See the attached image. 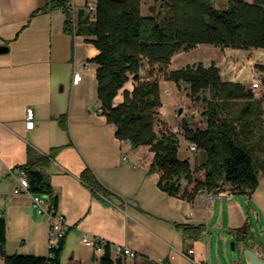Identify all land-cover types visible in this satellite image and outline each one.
Here are the masks:
<instances>
[{
  "label": "crops",
  "instance_id": "crops-1",
  "mask_svg": "<svg viewBox=\"0 0 264 264\" xmlns=\"http://www.w3.org/2000/svg\"><path fill=\"white\" fill-rule=\"evenodd\" d=\"M154 1L142 0L143 14L152 13ZM47 2L0 0V48L8 47L0 50V212L7 219L6 253L49 254L48 217L36 210L31 193L14 192L20 167L27 163L32 147L52 154L47 172L59 195L57 212L64 216L68 228L61 264H100L105 248L98 251L85 245V233L107 240L112 246L129 247L135 256L112 252L115 259L123 257L125 264H215L204 237L213 221L220 224V217L215 220L219 206L216 196L227 197L220 203L222 214L227 201L233 202L229 209L244 216L242 225L231 221L233 230L251 224V213L257 218L259 225L254 227L253 235L259 239L248 243L254 244L264 258V176L251 193H237L233 185L224 184L218 194L202 191L189 200L161 189L160 172L149 171L154 159L149 146H133L130 140L120 139L117 126L102 112L99 65L92 60L98 48L75 29L66 31L65 12L48 8ZM78 2L73 0L75 13L87 0ZM218 49L221 55L210 58L207 65L213 59H223L224 78L250 87L254 73L259 71L263 79L253 91L262 87L264 71L253 65L264 64V48ZM254 53L257 59L250 60ZM183 54L187 53H176L169 66L182 65L184 62L178 63L177 59ZM76 72L82 74L79 82L74 81ZM133 86L130 80L124 88L131 90ZM124 88L114 105L123 101ZM256 97L262 100L264 109V92ZM29 107L34 109L36 119L32 129L26 126ZM163 117L162 113L161 120L173 130L180 128L179 122L173 126ZM179 136V157L188 159L193 169L203 165L207 152L189 150L192 142L182 133ZM86 169L107 195L82 180ZM197 172L199 179H204L205 171ZM183 188L192 187L184 182ZM180 224H204L205 228L198 238L192 234L185 237ZM247 245L244 241L243 252ZM190 248L194 249L193 260L183 255ZM0 264H5L3 257ZM238 264H246L243 254Z\"/></svg>",
  "mask_w": 264,
  "mask_h": 264
},
{
  "label": "trees",
  "instance_id": "trees-1",
  "mask_svg": "<svg viewBox=\"0 0 264 264\" xmlns=\"http://www.w3.org/2000/svg\"><path fill=\"white\" fill-rule=\"evenodd\" d=\"M156 2L159 0H155ZM96 11L85 5L74 12L73 0H48L50 9H62L66 31L76 30L92 41L99 53L98 98L107 120L117 126L116 135L133 146L148 145L154 153L150 172H160L159 186L171 195L193 200L202 191L218 193L224 184L237 193H251L264 176V109L253 87L224 78L220 66L203 62L170 68L173 56L200 44L222 48H264V0H229L220 9L211 0H160L151 14L142 13V0H96ZM257 67L264 71V64ZM134 81L133 88H124ZM169 80L177 87L185 85L191 100L207 106L206 126L194 127L184 117L182 134L207 152L201 166L202 180L194 179L196 169L178 155L180 136L166 123L159 124L163 105L161 84ZM124 88V99L114 105ZM159 124V130L156 125ZM52 154L28 149V161L20 167L27 177L31 194L49 197L57 212L59 195L50 182L47 168ZM81 178L93 189L107 195L93 173L86 169ZM183 181L195 182L191 190ZM185 237L198 238L205 225L180 224ZM7 219L0 215V257L5 264H61L65 239L48 255L6 253ZM242 232L243 229H235ZM249 246L250 244L247 243ZM100 264H125L123 257L113 258L111 243L105 240Z\"/></svg>",
  "mask_w": 264,
  "mask_h": 264
},
{
  "label": "rangeland",
  "instance_id": "rangeland-1",
  "mask_svg": "<svg viewBox=\"0 0 264 264\" xmlns=\"http://www.w3.org/2000/svg\"><path fill=\"white\" fill-rule=\"evenodd\" d=\"M78 3H83L84 0H78ZM92 1V0H91ZM212 4L220 9H226L229 7V0H211ZM246 1H254V0H246ZM154 5L156 10L159 8L160 0L154 1ZM92 11V10H91ZM206 44L204 46H197L192 50L184 51L187 54L181 55L178 59V63L184 62L180 67H185L187 65H193L194 62L197 63L203 62L205 65L207 63H210L208 60L210 58H216L219 57L221 54L219 53V46L215 45H209ZM221 49H224L221 47ZM258 54L254 53L250 55V60L257 59ZM234 55L230 56L233 57ZM263 55H261L262 57ZM204 62L202 60V58ZM221 60V61H220ZM212 62L216 63L218 66H221V72L223 71L222 68H224L223 59H213ZM211 62V63H212ZM257 63L253 65V67L256 68V70H259L257 67ZM170 68L175 69L176 67L171 66ZM254 74L259 75V71L255 72ZM246 73L243 74L245 76ZM254 76V75H253ZM260 79H263L261 76ZM126 85V84H125ZM170 90V92H168ZM257 96L260 94H263L264 92V83L262 84V87L260 89H257L254 91ZM187 88H185V85L177 87L176 83L173 81L165 80L161 84V96L163 105L161 108L162 113L164 114V120L170 124L175 125L176 122H179L180 129H181V123L182 119L186 117L190 120L191 125L194 127H205L206 126V115L205 110L207 109V106L200 101H194L191 100V97L187 94ZM182 108V112L179 113V109ZM159 110V124L162 126L164 125V122L161 120L160 117H162V113ZM159 124L156 125V130H159ZM172 129V128H171ZM182 130V129H181ZM182 133V132H181ZM180 135V134H179ZM182 140V136H180V143ZM180 148V146H179ZM190 150V149H189ZM204 150V149H203ZM202 152V150H201ZM179 155V150H178ZM182 159V158H181ZM202 166V165H201ZM201 166L195 168L196 171L203 170L201 169ZM194 169V170H195ZM194 179H198V172L194 174ZM185 182L186 186H193L195 185V182L188 183ZM190 188V189H192ZM218 194V193H217ZM225 200H227V197H224ZM222 198H219L218 196L215 197V200L218 201V208H217V215L215 217V220L220 217V224L216 225L214 224V221L211 223V225L206 228V234L204 239L207 241L209 248H210V256L215 264H238V260L242 257L243 251V243L246 241L247 243L250 241H257L259 239V236H254V227L259 224L256 223L257 218L251 213V224L245 225L242 232H237L235 229L233 230L231 228V221L234 223H238L237 225H242L244 223V216L240 215L238 210L236 209H229V204H232L233 202H227L225 201L224 208H223V214L221 212L220 203L224 200ZM242 200V198H239ZM222 206V205H221ZM246 213H248V208L245 205ZM37 210V208H36ZM38 211V210H37ZM46 216V215H45ZM224 223V225H222ZM259 228V227H258ZM258 235V234H257ZM18 240V238H14L13 241ZM234 243V244H233ZM151 261V260H150Z\"/></svg>",
  "mask_w": 264,
  "mask_h": 264
},
{
  "label": "built area",
  "instance_id": "built-area-1",
  "mask_svg": "<svg viewBox=\"0 0 264 264\" xmlns=\"http://www.w3.org/2000/svg\"><path fill=\"white\" fill-rule=\"evenodd\" d=\"M86 6L92 11H96L97 5L93 0L92 1L87 0ZM81 79H82V74L80 72H76L74 81L79 82V80ZM252 87L253 88L260 87V76L258 74H254L253 76ZM35 125H36L35 112L33 108L29 107L27 109V115H26V126L28 129H32ZM173 131L177 134L181 133L180 128H174ZM189 147L191 151H196L198 149L197 144L193 142L190 144ZM17 178H18L19 184L14 189V192L15 193L29 192L28 191L29 183H28L25 173L23 171H20L17 175ZM32 199H33V204L35 208H37L38 212L41 214H45L49 219V222H50L49 248H50L54 246L61 238H63L66 235L67 227H66L64 216L56 212L52 208L49 197L47 195H43V194L33 195L32 194ZM0 215H2L1 212H0ZM82 240L85 245L92 247L95 250L101 251L105 248L104 246L105 240L100 237L85 233L83 234ZM111 252H114L115 254H118V255L127 254V255L135 256V253L129 247H125V246L118 245V244H115L113 246L111 245ZM193 253H194V249L190 248L187 251H185L183 255L186 258L193 260ZM202 264H208V263L204 262Z\"/></svg>",
  "mask_w": 264,
  "mask_h": 264
},
{
  "label": "water",
  "instance_id": "water-1",
  "mask_svg": "<svg viewBox=\"0 0 264 264\" xmlns=\"http://www.w3.org/2000/svg\"><path fill=\"white\" fill-rule=\"evenodd\" d=\"M7 46H2L0 50H7ZM196 66V62L193 63ZM182 112V108L179 109V113ZM234 244V243H233ZM246 264H264V258L259 250L254 248V244H250L244 249L243 252Z\"/></svg>",
  "mask_w": 264,
  "mask_h": 264
}]
</instances>
